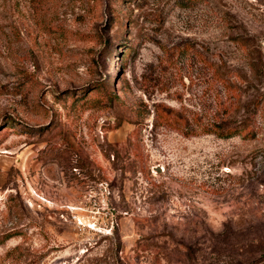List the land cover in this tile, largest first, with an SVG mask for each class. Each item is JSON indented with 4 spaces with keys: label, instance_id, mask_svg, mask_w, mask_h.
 Returning <instances> with one entry per match:
<instances>
[{
    "label": "rangeland",
    "instance_id": "374dc122",
    "mask_svg": "<svg viewBox=\"0 0 264 264\" xmlns=\"http://www.w3.org/2000/svg\"><path fill=\"white\" fill-rule=\"evenodd\" d=\"M261 96L264 0H0V264H264Z\"/></svg>",
    "mask_w": 264,
    "mask_h": 264
},
{
    "label": "trees",
    "instance_id": "16d2710c",
    "mask_svg": "<svg viewBox=\"0 0 264 264\" xmlns=\"http://www.w3.org/2000/svg\"><path fill=\"white\" fill-rule=\"evenodd\" d=\"M210 68L212 69V74L214 75V79L221 82V85L227 90L228 93H233L229 81V75H227L225 65L220 64H210ZM221 103L220 108L218 111L215 112V115L212 116L206 123H202L199 126V129H194L193 127H187L186 123H170L176 130L181 131L184 134H195V133H212L220 138H226L231 135H241L244 138H254L256 134V127L254 123H247L245 122L246 119L240 121L239 123H229L226 120V117H222L223 112L225 109L228 108L222 106ZM264 108V96H261L255 100L254 109L249 116L255 117V114L258 110ZM225 113V112H224ZM251 117V118H252ZM179 119L182 120L180 116ZM250 118V117H249ZM180 122V121H179Z\"/></svg>",
    "mask_w": 264,
    "mask_h": 264
}]
</instances>
